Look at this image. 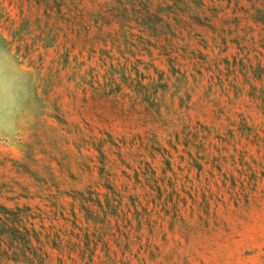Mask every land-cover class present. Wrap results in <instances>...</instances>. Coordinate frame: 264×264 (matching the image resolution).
<instances>
[{"label":"rangeland","instance_id":"374dc122","mask_svg":"<svg viewBox=\"0 0 264 264\" xmlns=\"http://www.w3.org/2000/svg\"><path fill=\"white\" fill-rule=\"evenodd\" d=\"M0 264H264V0H0Z\"/></svg>","mask_w":264,"mask_h":264},{"label":"trees","instance_id":"16d2710c","mask_svg":"<svg viewBox=\"0 0 264 264\" xmlns=\"http://www.w3.org/2000/svg\"><path fill=\"white\" fill-rule=\"evenodd\" d=\"M2 208H5V209H7V207H5V206H3ZM8 210V209H7Z\"/></svg>","mask_w":264,"mask_h":264}]
</instances>
